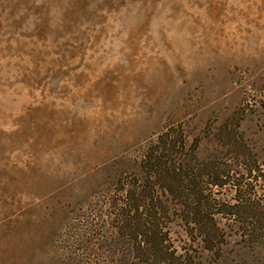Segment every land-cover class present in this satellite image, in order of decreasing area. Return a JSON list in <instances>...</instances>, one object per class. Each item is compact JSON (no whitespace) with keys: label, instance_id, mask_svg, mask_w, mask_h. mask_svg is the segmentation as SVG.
I'll list each match as a JSON object with an SVG mask.
<instances>
[{"label":"rangeland","instance_id":"obj_1","mask_svg":"<svg viewBox=\"0 0 264 264\" xmlns=\"http://www.w3.org/2000/svg\"><path fill=\"white\" fill-rule=\"evenodd\" d=\"M177 124L199 164L257 162L212 191L258 215L212 251L172 226L175 255L264 264V0H0V264H141L111 184Z\"/></svg>","mask_w":264,"mask_h":264},{"label":"trees","instance_id":"obj_2","mask_svg":"<svg viewBox=\"0 0 264 264\" xmlns=\"http://www.w3.org/2000/svg\"><path fill=\"white\" fill-rule=\"evenodd\" d=\"M233 129H220L217 141L229 147L239 145ZM199 144L198 138L190 140L183 125L168 126L111 184L114 196H120L110 203L111 214L117 217L111 226H119L117 229L129 239V257L141 264H182L170 241L168 230L172 226L180 230L177 239L203 242L208 251L227 237L221 233L222 219L241 224L238 230L243 239L252 237L248 217L257 216L258 212L247 197L249 194L239 192L237 204L231 206L226 200L217 199L212 188L239 183L232 167L243 165L251 175L257 162L247 156L243 162L234 159L235 166L213 161L199 164Z\"/></svg>","mask_w":264,"mask_h":264}]
</instances>
